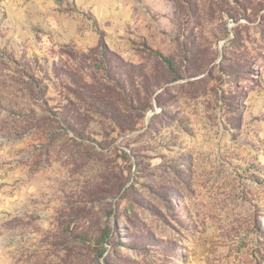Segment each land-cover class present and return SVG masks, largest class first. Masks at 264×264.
<instances>
[{
	"label": "rangeland",
	"instance_id": "rangeland-1",
	"mask_svg": "<svg viewBox=\"0 0 264 264\" xmlns=\"http://www.w3.org/2000/svg\"><path fill=\"white\" fill-rule=\"evenodd\" d=\"M0 264H264V0H0Z\"/></svg>",
	"mask_w": 264,
	"mask_h": 264
},
{
	"label": "trees",
	"instance_id": "trees-1",
	"mask_svg": "<svg viewBox=\"0 0 264 264\" xmlns=\"http://www.w3.org/2000/svg\"><path fill=\"white\" fill-rule=\"evenodd\" d=\"M99 43H98V47L102 49L101 52V56L103 57V59H108V54L110 53L107 50V45L105 43L104 40V33L103 31H99ZM169 67H172V60L169 57L163 56L161 53L159 52H155ZM104 239V238H102Z\"/></svg>",
	"mask_w": 264,
	"mask_h": 264
},
{
	"label": "water",
	"instance_id": "water-1",
	"mask_svg": "<svg viewBox=\"0 0 264 264\" xmlns=\"http://www.w3.org/2000/svg\"><path fill=\"white\" fill-rule=\"evenodd\" d=\"M150 116V115H149ZM149 118V117H148Z\"/></svg>",
	"mask_w": 264,
	"mask_h": 264
}]
</instances>
